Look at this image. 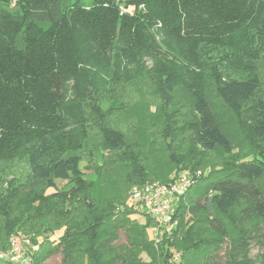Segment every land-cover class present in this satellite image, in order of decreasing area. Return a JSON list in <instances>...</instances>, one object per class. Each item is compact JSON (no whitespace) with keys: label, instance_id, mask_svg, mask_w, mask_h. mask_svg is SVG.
I'll return each instance as SVG.
<instances>
[{"label":"trees","instance_id":"16d2710c","mask_svg":"<svg viewBox=\"0 0 264 264\" xmlns=\"http://www.w3.org/2000/svg\"><path fill=\"white\" fill-rule=\"evenodd\" d=\"M16 1L23 12L0 22V163L6 165L0 167V250L22 230L31 237L33 264L57 252L61 264H264V87L257 71L264 0ZM110 58L116 72L103 64ZM144 78L164 107L179 89L191 99L192 118L181 126L190 145L169 156L172 171H201L176 206L175 226L163 227L157 243L153 218L128 191L167 183L172 175L150 176L124 133L107 123L122 105L108 95L115 80ZM205 78L235 117L248 152H235L221 128L202 89ZM90 131L99 135L97 148L88 145ZM216 153L225 162L208 166L205 156ZM20 158L25 176L10 163ZM116 164L126 169V187L111 196L104 175ZM230 223L239 228L238 240L230 237ZM249 243L260 251L256 261Z\"/></svg>","mask_w":264,"mask_h":264},{"label":"rangeland","instance_id":"374dc122","mask_svg":"<svg viewBox=\"0 0 264 264\" xmlns=\"http://www.w3.org/2000/svg\"><path fill=\"white\" fill-rule=\"evenodd\" d=\"M73 1L74 0H62L63 4H66V6H70ZM80 1L85 6H89L93 2V0ZM22 12L23 8L20 4H17L16 0H0V22L4 20L2 17H5V19H11L12 16L21 14ZM154 32V34H156V39L161 40L162 34H158L156 30H154ZM90 51L91 50L87 49L84 55L89 54ZM107 63V70H113L114 59L110 58L109 62L107 60L103 61L104 65ZM146 65L149 66L150 62L146 61ZM114 71L115 70H113V72ZM257 71L264 87V58L259 64H257ZM111 72L112 71H110V73ZM202 80H204L202 86L203 92L206 98L210 100L213 109L217 114L218 121L221 124V128L231 137L235 152L239 154L248 152L250 150V145L248 141L243 140V135L237 126L235 117L226 111L220 103L214 84L209 82V78ZM66 86L69 98L75 96L76 90L74 88V83L69 81ZM112 87L115 91L112 90L114 91L113 94L108 95H114L118 100V103L122 105H117L119 107H115L107 114L108 125L113 128H118L124 133L130 150L141 155L140 160L146 167L147 172L150 173V176H155L157 178L162 176H173L176 174V171H172L173 162L171 161L169 154L170 152L174 155L184 153L190 145V138L188 135L182 133L181 126L186 120L192 118L191 99L183 90L179 89L174 95L173 103L168 107H164L155 93L153 83L147 78H144V80L137 79L133 83H123L121 85L115 80ZM79 101L81 100L79 99L74 102ZM170 125L176 126L174 131H171ZM171 134H177V137L172 141L170 139ZM88 142V145H91L92 148H97L100 143L98 133L90 131ZM82 150L85 151V149ZM98 152L100 153V147ZM248 159H251V157ZM100 161L101 160H98L97 158L98 164ZM204 162H208V166H215L221 165L225 161L219 153H216L207 154L204 158ZM10 163H12V166L17 170V176H25L26 162L23 158L11 161ZM91 165L92 164H90V166ZM0 167H6V165L0 163ZM91 171L92 170L88 169L85 170L87 174H90ZM125 173L126 169L121 164H116L112 168H106V176L104 175L105 182H103L106 183L107 186L106 192H109L111 196H117L126 187L124 183ZM7 178L11 179L12 175H7ZM61 184L62 183L58 182L59 187ZM260 184L264 186V180H262ZM196 190H198V186L193 187L187 195L191 196ZM232 214V216L236 217L238 210H234ZM228 227L230 229L231 239L238 240L239 228L232 223H230ZM60 234V232H56L55 237H58ZM15 236H23L31 241L29 235L22 230H18L13 234L8 235L6 238L9 247L11 244V238ZM125 238V234L121 231L119 243H125ZM4 239L5 231L2 227V219L0 217V241L3 242L5 241ZM227 244L229 246V243ZM231 244L237 246L238 242L234 241V243L231 242ZM224 248L228 249L227 245ZM7 250H0V252H5ZM171 250L174 254H178L174 247H172ZM249 250L250 259L256 261V258L260 253L257 245L255 243H249ZM61 262L62 254L57 252L52 254L43 264H61ZM256 264H259V262Z\"/></svg>","mask_w":264,"mask_h":264},{"label":"built area","instance_id":"2783aa9c","mask_svg":"<svg viewBox=\"0 0 264 264\" xmlns=\"http://www.w3.org/2000/svg\"><path fill=\"white\" fill-rule=\"evenodd\" d=\"M200 175V171L182 170L174 174L167 183L152 181L143 185L131 186L130 200L143 207L154 220L151 232L155 243L159 242L163 227L175 226L176 206ZM10 243L7 251L0 252V263L33 264L28 253L30 239L15 236L11 238ZM177 258L178 254H174L173 259Z\"/></svg>","mask_w":264,"mask_h":264},{"label":"crops","instance_id":"0c3cea01","mask_svg":"<svg viewBox=\"0 0 264 264\" xmlns=\"http://www.w3.org/2000/svg\"><path fill=\"white\" fill-rule=\"evenodd\" d=\"M140 219L143 221V218L142 217H140Z\"/></svg>","mask_w":264,"mask_h":264}]
</instances>
